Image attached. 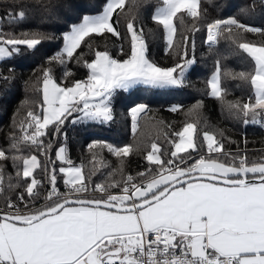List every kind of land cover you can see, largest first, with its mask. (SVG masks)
<instances>
[{
	"label": "snow or ice",
	"instance_id": "obj_1",
	"mask_svg": "<svg viewBox=\"0 0 264 264\" xmlns=\"http://www.w3.org/2000/svg\"><path fill=\"white\" fill-rule=\"evenodd\" d=\"M139 2L134 0L136 7ZM162 5L151 19L163 26L166 50L174 46L175 19L183 23L185 15L194 21L206 16L201 0H162ZM13 6L22 8L15 0ZM98 7L85 4L81 9L77 4L69 5L77 15ZM124 7L125 0H105L102 12L83 15L79 23H73L70 31L63 33V48L46 62L64 65L61 79L69 83L62 86L54 78L51 67L43 68L40 113L30 110L28 119L20 121L22 135L12 137L13 155L0 149V161L11 159L17 169L16 179L25 185L24 192L18 196L23 207L8 201L6 209H0V264H264V157L259 162L249 161L246 150L225 152L216 134L204 131L201 142L206 145V152L194 159L195 139L199 134L193 123H185L174 134L178 139L169 141L174 150L168 159H162L165 152L153 142L145 157L149 162L145 171L135 176L129 174L121 181L97 183L91 191L82 166H74L67 158L66 145L55 151L57 160L68 165L58 170L68 188L65 193L57 188L55 161H50L53 166L49 168L48 162L42 165L36 154H15L25 145L47 156L52 143L46 145L43 137L54 128V136L63 135L66 139L63 129L69 118L72 124L111 122L117 90H129L137 85L151 88L183 85L186 71L195 63L194 56L186 58L188 37H183L181 63L158 66L148 57L144 30L136 26L135 19L125 24V34L130 36V54L124 53L122 47L120 52L127 58H114L107 49L96 50L91 60L84 59L82 51L77 53L82 43L92 50L89 41L94 35L102 38L112 34L123 39L117 26ZM25 16L26 12L21 10L17 18L23 20ZM206 33L205 43L211 48L221 37L231 40L247 33L264 36V28L228 16L207 22ZM51 38L42 32H23L17 37L0 31V60L21 54L22 47L35 51ZM191 47L194 52V39ZM238 48L251 59L254 69L236 74L226 71L223 75L250 83L252 96L247 102L229 101V114L245 126L264 123V42H243ZM73 59L88 70L85 79H74L67 68ZM221 76L217 60L208 85L210 95L218 99L227 94L221 86ZM0 79L7 81L9 77L0 75ZM200 106L197 102L194 108ZM179 107L174 105L171 110L175 112ZM146 109L145 104L130 109L133 131L137 115ZM87 148L94 161L97 154L93 150L107 148L120 160L119 169L113 172L121 174L124 159L132 152L131 145L121 147L103 140L92 141ZM36 169L44 173L40 180L35 178ZM45 179L50 186L44 197L46 203L37 208L31 202L39 197ZM2 183L0 165V189ZM9 187L13 185L9 183ZM112 190L121 194H113Z\"/></svg>",
	"mask_w": 264,
	"mask_h": 264
},
{
	"label": "trees",
	"instance_id": "obj_2",
	"mask_svg": "<svg viewBox=\"0 0 264 264\" xmlns=\"http://www.w3.org/2000/svg\"><path fill=\"white\" fill-rule=\"evenodd\" d=\"M13 3L14 0H0V31L17 37L23 32H42L53 38L44 40L35 51L22 47L21 54L5 57L0 61V75L9 77L7 81L0 79V149L5 150L9 156L14 154L11 151L13 135L20 136V121L27 117L30 110L39 113L41 111L42 69L51 67L58 83L62 86L69 83L61 79L65 66L59 63L49 65L47 59L62 49L63 33L69 31L73 23H78L83 14L100 12L105 0H15L16 4H22V8L14 7ZM73 3L79 5L81 9L85 4H97L99 7L94 11H81L77 15L76 10L69 8ZM160 5L162 0H140L139 7L135 6L134 0H125V7L119 14L120 23L117 26L123 39H118L112 34L102 38L94 35L89 41L92 50H89L88 44L82 43L77 53L82 51L85 54L84 59L91 60L96 50L107 49L114 58H127L120 52L122 47L124 53L130 54V36L125 34V24L128 20L135 19L136 26L144 30L148 57L158 66L171 67L181 63L180 58L185 48L183 37H188L186 58L191 59L194 56L195 63L189 67L183 85L168 88L137 85L129 90H117L113 99L114 119L111 122L102 124L97 121H81L72 124L69 118L63 129L67 133L66 139L63 135L54 136V128L44 137L46 145L49 141L52 143V149L46 159L37 149H30L25 145H21V152L15 154L24 156L36 154L42 165L48 162L49 168L53 166L50 161H55L57 182H63V175L58 172L61 162L57 160L55 151L60 145L65 144L69 159L73 164L82 166L83 175L88 183H112L114 180L121 181L129 174L135 176L138 172L145 171L149 167L145 157L153 142L165 152L162 159H168L170 151L174 150L169 141L178 139L174 134L180 131L185 123H193L199 134L195 139L197 151L193 152L194 159L206 152V145L201 142L204 131L215 133L217 139L222 141L225 152L236 153L238 150H246L249 161L259 162L261 157H264V123L245 126L228 111L229 101L247 102L252 96L250 83L239 78L233 79L231 75H223L226 71L232 74L251 72L254 64L247 54L238 48V44L261 43L264 42V36L247 33L231 40L221 37L211 48L205 43L206 23L213 19L235 16L242 23L264 28V0H201V8L205 10L206 16L194 21L185 15L183 23L178 18L175 19L177 32L173 39L174 46L167 50L163 26L151 19ZM21 10L26 12L23 20L17 18ZM9 13L14 15L10 17ZM114 19H117L115 14ZM193 39L194 52L191 47ZM217 60L221 65V86L227 93L223 99L210 95L208 85ZM67 68L74 74V79H85L87 76L88 70L77 64L75 59L67 63ZM197 102H200L201 106L194 108ZM137 104H145L148 107L137 119L133 131L130 109ZM174 105L180 106L175 112L171 110ZM95 140H103L121 147L132 146V152L124 159L123 174L119 171L113 172L114 169H119L120 160L109 153L107 148L94 149L97 155L96 160H93L87 145ZM0 165L3 167L0 206H6L8 201H18V196L24 192L25 185L16 179L17 169L13 167L11 159L0 161ZM34 174L36 179L44 176L42 169H36ZM9 177L12 178L11 181ZM9 183L13 187L10 188ZM42 195L41 189L39 197L31 203L39 201ZM25 201H28L27 194Z\"/></svg>",
	"mask_w": 264,
	"mask_h": 264
},
{
	"label": "built area",
	"instance_id": "obj_3",
	"mask_svg": "<svg viewBox=\"0 0 264 264\" xmlns=\"http://www.w3.org/2000/svg\"><path fill=\"white\" fill-rule=\"evenodd\" d=\"M36 113L39 114V112H36ZM27 119H28V117L24 118L22 121L27 120ZM19 129H20V124H19ZM21 135H22V133H21V130H20V136H21ZM47 136H48V135H47ZM43 140H44V142L46 141L44 137H43ZM181 155H182V154H181ZM44 158L46 159V156H44ZM40 179H42V178H38V180H40ZM94 185H95V184L88 183L89 191H91V189L94 187ZM49 187H50V186L47 184V180L45 179V180H44V183H43V186H42V188H41L42 191H43V195H42L41 199H40L39 201H37V202L32 203V204H34L35 207L40 208V207H42V206L46 203L44 197L47 195V192H48V190H49ZM57 188L59 189V191H60L61 193H65V192L68 191V188L64 185V181H63V182H57ZM41 189H40V193H41ZM0 190H1V189H0ZM112 191H113V194H121V193H120L119 191H117V190H112ZM13 203H17V204H19L21 207H23L22 203H21L19 200H18V201H13ZM0 209H6V206H0Z\"/></svg>",
	"mask_w": 264,
	"mask_h": 264
},
{
	"label": "rangeland",
	"instance_id": "obj_4",
	"mask_svg": "<svg viewBox=\"0 0 264 264\" xmlns=\"http://www.w3.org/2000/svg\"><path fill=\"white\" fill-rule=\"evenodd\" d=\"M160 6H163V5H160ZM159 6V7H160ZM102 10H103V8H102ZM102 10L100 11V12H102ZM100 12H98V13H86V14H91V15H96V14H99ZM154 14H155V12H154ZM83 15H85V14H83ZM82 15V16H83ZM82 16H81V18H80V20H79V22L81 21V19H82ZM78 22V23H79ZM70 31V30H69ZM165 36H166V34H165ZM165 40H166V37H165ZM166 45H167V40H166ZM63 48V47H62ZM1 61V60H0ZM189 69V68H188ZM188 71V70H187ZM187 71H186V73H187ZM186 73H185V75H186ZM42 90H43V87H42ZM211 91V90H210ZM139 118V117H138ZM63 145H65V144H63ZM67 147V146H66ZM183 155V154H182ZM67 158L69 159V157H68V149H67ZM61 162V166L60 167H62V166H64V167H67L68 165L66 164V163H64V162H62V161H60ZM74 166H79V165H75V164H73ZM83 172V171H82ZM63 179H64V176H63Z\"/></svg>",
	"mask_w": 264,
	"mask_h": 264
},
{
	"label": "bare ground",
	"instance_id": "obj_5",
	"mask_svg": "<svg viewBox=\"0 0 264 264\" xmlns=\"http://www.w3.org/2000/svg\"><path fill=\"white\" fill-rule=\"evenodd\" d=\"M140 115H141V113H139V114L137 115L136 119H137Z\"/></svg>",
	"mask_w": 264,
	"mask_h": 264
},
{
	"label": "water",
	"instance_id": "obj_6",
	"mask_svg": "<svg viewBox=\"0 0 264 264\" xmlns=\"http://www.w3.org/2000/svg\"><path fill=\"white\" fill-rule=\"evenodd\" d=\"M138 119V118H137ZM137 119H136V121H137Z\"/></svg>",
	"mask_w": 264,
	"mask_h": 264
},
{
	"label": "crops",
	"instance_id": "obj_7",
	"mask_svg": "<svg viewBox=\"0 0 264 264\" xmlns=\"http://www.w3.org/2000/svg\"><path fill=\"white\" fill-rule=\"evenodd\" d=\"M148 107V106H147Z\"/></svg>",
	"mask_w": 264,
	"mask_h": 264
}]
</instances>
